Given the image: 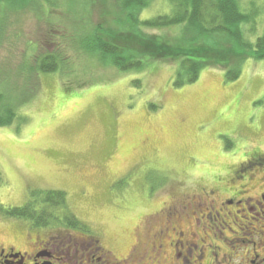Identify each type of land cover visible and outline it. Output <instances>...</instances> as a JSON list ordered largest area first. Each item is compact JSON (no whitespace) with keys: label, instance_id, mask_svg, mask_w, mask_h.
I'll use <instances>...</instances> for the list:
<instances>
[{"label":"rangeland","instance_id":"1","mask_svg":"<svg viewBox=\"0 0 264 264\" xmlns=\"http://www.w3.org/2000/svg\"><path fill=\"white\" fill-rule=\"evenodd\" d=\"M237 1L249 21L243 40L253 45L264 30V0ZM148 4L141 20L171 16L177 3ZM119 15L116 0L0 4V111L4 119L14 114L0 125L2 244H28V223L8 208L24 206L31 191H62L76 218L124 255L147 213L202 187L237 188L245 175L232 173L264 155V61L246 57L235 81L206 65L195 82L179 86L176 62L121 72L85 43L97 26L108 35ZM182 28L142 33L178 40ZM49 55L57 67L41 72L37 65ZM252 178L258 188L260 173Z\"/></svg>","mask_w":264,"mask_h":264},{"label":"flooded vegetation","instance_id":"2","mask_svg":"<svg viewBox=\"0 0 264 264\" xmlns=\"http://www.w3.org/2000/svg\"><path fill=\"white\" fill-rule=\"evenodd\" d=\"M263 165L264 155L239 166L232 174L235 180L245 175V182L237 188L202 187L191 197L162 203L138 223L124 255L104 246L102 230L89 231L82 223L84 228L25 230V249L0 242V264H264V224L252 226L264 222V170L251 173Z\"/></svg>","mask_w":264,"mask_h":264},{"label":"trees","instance_id":"3","mask_svg":"<svg viewBox=\"0 0 264 264\" xmlns=\"http://www.w3.org/2000/svg\"><path fill=\"white\" fill-rule=\"evenodd\" d=\"M30 1L0 0V4L19 8ZM116 2L120 19H114L108 35L101 25L97 26L91 34L92 39L90 37L85 43L121 72L143 69L149 61L176 62L178 71L174 84L179 86L195 82L206 65L223 68L225 78L235 81L240 74L239 65L246 57L264 61V30L253 45L243 40L241 25L249 21L239 9L237 0H175L177 4L173 15L146 20H141L139 15L149 5V0ZM175 25H183L182 37L178 40L142 33V29L146 28L169 29ZM119 26L129 27L130 30L123 31ZM210 40H214L217 47ZM37 67L41 72H52L57 67L55 58L52 55L44 57ZM4 112L0 111V125L10 124L14 115L7 111L5 115H9L10 119H4ZM28 198L24 206L8 208L6 214L25 220L30 229L52 227L53 223H57L54 225L58 228H84L71 212L66 193L31 191Z\"/></svg>","mask_w":264,"mask_h":264}]
</instances>
